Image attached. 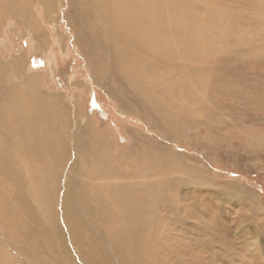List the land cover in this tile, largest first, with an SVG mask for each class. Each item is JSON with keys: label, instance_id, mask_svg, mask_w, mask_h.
Returning <instances> with one entry per match:
<instances>
[{"label": "rangeland", "instance_id": "rangeland-1", "mask_svg": "<svg viewBox=\"0 0 264 264\" xmlns=\"http://www.w3.org/2000/svg\"><path fill=\"white\" fill-rule=\"evenodd\" d=\"M3 1L0 104L37 75L35 95L65 110L69 152L59 195L45 205L53 235L30 216L40 217L42 205L28 196L25 211L0 187V264H264V0H177L209 18L208 34L200 53L158 55L155 72L122 70L115 42L94 22L92 0ZM95 134L130 157L110 151L106 179L91 174L94 147L76 144L89 145ZM146 153L166 158L167 174L135 175L132 162ZM74 188L79 221L95 227V239L66 228L63 196ZM122 188L133 198L113 196ZM120 201L126 215L141 214L133 231L116 235L89 220L88 212L109 215ZM147 209L151 226L142 220Z\"/></svg>", "mask_w": 264, "mask_h": 264}, {"label": "bare ground", "instance_id": "bare-ground-1", "mask_svg": "<svg viewBox=\"0 0 264 264\" xmlns=\"http://www.w3.org/2000/svg\"><path fill=\"white\" fill-rule=\"evenodd\" d=\"M4 3L6 2L0 3V6ZM92 4L94 22L100 24L101 31L115 42V47L119 55H121L123 71L155 72L157 65L153 64V62L155 60V62L158 61V55L164 56L162 57L163 59L168 57L165 60H170L172 56L179 57L184 55L189 57L188 55L194 49L200 53L199 50H201L204 44L203 41H205V37L208 34L209 18H201L199 15L194 14L186 4L180 5L177 0H92ZM3 7L6 11V5ZM177 30H181L183 34L177 35ZM172 69L173 67L161 70L157 68V71H172ZM156 76L147 74L148 79L153 83H151L152 85L160 83L161 79ZM37 79V75L29 77L26 82L27 85L23 83L24 86L19 87L15 92L16 94L10 92L12 95L9 99L4 96L7 101L0 104V187L6 188L8 194L25 211H28L26 210L27 204H25L28 196L36 200V203L39 204L38 206L42 205L41 209L38 208L37 210L41 214L40 217H36L38 215L37 213L35 215V211H31L30 216H34L32 220H36L39 222L38 226H42V229L38 227L42 233L46 234L49 232L53 235L54 233L52 232H55L54 230L57 231L54 224L50 225V228H47L46 225L50 223V219L55 220V217L49 216L46 203L49 206L54 205V199L57 197L58 189L61 185L62 169L59 167L62 166V163H67L65 158L69 151L66 140L69 135L65 133V129L67 128L68 120L65 110L59 106L57 99L41 102L42 100L40 101L35 95L33 90ZM25 103L28 104L26 105ZM22 104L23 106H21ZM76 139L78 138L74 139L75 142ZM89 139L93 141L92 143L89 142V145L85 142H82L83 144L77 142L76 144L77 146H84L85 144V146L94 147L93 150L96 151V166L92 169L91 174L96 178H108L110 172L105 168V163L110 151H113L112 155L115 158L117 157V160L127 158L129 159L127 162L130 161L128 152H115L112 150L109 140L104 136L95 134L90 136ZM143 156L141 163L132 162L135 175L141 176V172L145 174L151 171L155 174H167L170 170L166 158L149 153ZM74 157L76 159V155ZM80 157L81 154L78 153L79 160L81 159ZM75 159H73L74 164L78 162ZM52 165L59 166H57L58 168H53ZM70 169L75 173L76 168L71 167ZM185 170L189 172L188 169ZM76 176L73 179L67 178L70 180L69 186L72 188L73 183L77 182ZM68 190L64 191L66 194H63L62 203L63 210H65L66 228L73 236L93 235L91 231L95 227L82 226L76 213L79 210L78 202L76 201L77 189L74 188L70 192ZM99 195L101 194H98V198L100 197ZM113 196L126 198L121 200H127V198H133L134 195L130 196V193L125 188H122L117 192H113ZM146 197L147 201L150 202L149 195ZM92 199H94V196ZM72 200L75 201L73 202ZM124 204H126V201H120L119 205H113L112 208H109L111 212L109 215H101L105 211L101 209L97 210L98 215L91 214L93 211L88 212V218L89 220H96L97 223L101 222L102 224H108V226L111 225V231L115 232L116 235L122 231H130V229L136 228L141 223V214L131 213V215H126L121 210ZM147 210L145 211L148 214H144L145 216H142V220L148 221L147 225H150L149 223L153 221V217L149 215L151 212ZM99 233L101 234L102 231L100 230Z\"/></svg>", "mask_w": 264, "mask_h": 264}]
</instances>
